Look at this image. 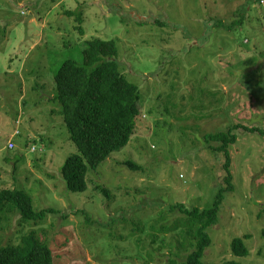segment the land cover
I'll return each mask as SVG.
<instances>
[{
    "label": "rangeland",
    "instance_id": "rangeland-1",
    "mask_svg": "<svg viewBox=\"0 0 264 264\" xmlns=\"http://www.w3.org/2000/svg\"><path fill=\"white\" fill-rule=\"evenodd\" d=\"M93 38L115 41L139 115L128 143L73 192L61 169L78 151L51 100L53 76L64 60L81 62ZM232 124L264 130V0H0V189L24 190L35 211L56 209L27 221L0 213L1 244L32 233L54 264L183 261L185 217L171 207L212 206L225 154L205 134ZM234 132L233 189L206 228L203 264H264V134ZM237 237L244 255L232 252Z\"/></svg>",
    "mask_w": 264,
    "mask_h": 264
},
{
    "label": "trees",
    "instance_id": "trees-1",
    "mask_svg": "<svg viewBox=\"0 0 264 264\" xmlns=\"http://www.w3.org/2000/svg\"><path fill=\"white\" fill-rule=\"evenodd\" d=\"M67 13L73 15L72 11ZM76 18L81 22V12L76 14ZM232 27L233 25L227 27V30ZM79 31L82 33L80 26ZM116 57L114 40L93 38L87 41L81 62L66 59L53 76L56 94L51 100L60 104L64 125L78 151L66 157L61 169L66 188L73 192L85 190L88 170L95 169L113 151L125 146L134 131L135 120L139 115L140 94L138 87L129 82L120 71ZM15 122L18 124L19 120ZM238 129L264 134V130L260 128L239 124H232L223 131L205 134L206 142L219 143L217 146L209 145V148L225 154L223 167L226 171V185L219 189L209 208L189 209L183 204L172 205L171 208H178L184 214L182 235L186 239V249L189 246L191 249L183 261L168 258L166 264H203L201 258L210 244L206 228L218 220L223 192L233 189L228 147L236 142L237 135L234 131ZM18 134L19 130L15 128L12 135ZM9 139L14 142L15 147L14 138ZM124 163L131 168L139 167L130 160ZM94 188L109 196L110 192L106 187L96 185ZM6 210L17 211L20 221L56 212L52 207L35 211L30 195L19 188L0 189V213ZM172 228L180 229L174 224ZM158 234L156 232L152 243L157 240ZM24 236L21 244L16 246L0 242V264H54L52 251L46 244L39 243L32 233ZM247 251L242 238L237 237L232 241L233 253L244 255Z\"/></svg>",
    "mask_w": 264,
    "mask_h": 264
},
{
    "label": "built area",
    "instance_id": "built-area-1",
    "mask_svg": "<svg viewBox=\"0 0 264 264\" xmlns=\"http://www.w3.org/2000/svg\"><path fill=\"white\" fill-rule=\"evenodd\" d=\"M10 142V143H9ZM8 142V148H13L14 147V144L12 143V141H9ZM32 150H34V147L32 148Z\"/></svg>",
    "mask_w": 264,
    "mask_h": 264
},
{
    "label": "bare ground",
    "instance_id": "bare-ground-1",
    "mask_svg": "<svg viewBox=\"0 0 264 264\" xmlns=\"http://www.w3.org/2000/svg\"><path fill=\"white\" fill-rule=\"evenodd\" d=\"M30 148V147H29Z\"/></svg>",
    "mask_w": 264,
    "mask_h": 264
}]
</instances>
